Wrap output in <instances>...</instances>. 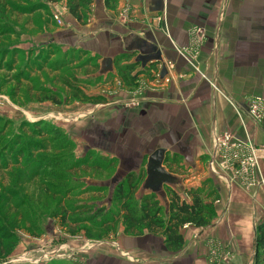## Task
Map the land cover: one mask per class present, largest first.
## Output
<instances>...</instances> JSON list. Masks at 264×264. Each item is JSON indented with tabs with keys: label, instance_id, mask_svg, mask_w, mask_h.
Listing matches in <instances>:
<instances>
[{
	"label": "crops",
	"instance_id": "obj_1",
	"mask_svg": "<svg viewBox=\"0 0 264 264\" xmlns=\"http://www.w3.org/2000/svg\"><path fill=\"white\" fill-rule=\"evenodd\" d=\"M66 13L54 38L95 58V75L113 78V95L91 105L102 110L84 127L107 135L119 177L143 170L141 192H158L165 208L170 187L184 192L210 180L219 197L212 226L182 229L181 255H167L149 236L123 238L120 248L134 260L97 253L92 264H205L197 252L210 246L230 254L229 264H253L254 228L264 219V119L247 109L256 100L264 109V0H117L113 9L93 0L83 25ZM133 63L136 71L153 68L127 86L118 68ZM222 133L254 147L257 168L248 177L232 180L218 168L214 138ZM173 156L180 171L170 174L165 159ZM155 254L163 259L152 261Z\"/></svg>",
	"mask_w": 264,
	"mask_h": 264
},
{
	"label": "rangeland",
	"instance_id": "obj_2",
	"mask_svg": "<svg viewBox=\"0 0 264 264\" xmlns=\"http://www.w3.org/2000/svg\"><path fill=\"white\" fill-rule=\"evenodd\" d=\"M69 1L0 0V264H92L97 253L126 262L135 258L121 250L122 240L147 238L124 234L121 224L96 233L80 220L84 214L71 213L79 206L113 208L111 193L122 177L116 172L117 160L106 152L107 135L95 138L93 127H84L102 109L80 103L73 89L97 94L106 104L113 95L107 90L113 78L95 75L88 54L53 36L64 23ZM105 112L109 116V110ZM51 129L63 133L72 148L54 139ZM165 163L168 173H179V163ZM142 174L137 201L149 190L141 192L146 179ZM183 251L184 246L178 253H165L176 256ZM198 252L205 264L232 260L211 246L204 255ZM154 256L145 257L163 259Z\"/></svg>",
	"mask_w": 264,
	"mask_h": 264
},
{
	"label": "trees",
	"instance_id": "obj_3",
	"mask_svg": "<svg viewBox=\"0 0 264 264\" xmlns=\"http://www.w3.org/2000/svg\"><path fill=\"white\" fill-rule=\"evenodd\" d=\"M59 0H45V3H55ZM93 0H70L68 3V14L79 24H84L89 13V7ZM117 0H104L107 9H113ZM121 60H130V57H119L116 63ZM92 69L97 71L96 59H91ZM139 64V63H138ZM137 63L122 65L118 68L119 79L127 86L135 84L142 74H148L153 66H145L140 71H136ZM75 89L78 100L82 104H104L106 101L100 96L86 95L82 89ZM35 132H38L34 130ZM43 131V130H42ZM52 137L64 143L66 149L72 148V143L65 135L55 129H51ZM87 157V156H86ZM85 160L88 161V158ZM169 164H178L179 158L173 156L165 159ZM94 164V165H93ZM92 166L99 167L98 163H91ZM111 165V163L109 164ZM171 165V166H173ZM143 174H127L121 179L112 190L111 204L113 208L107 206L92 205L91 207L79 206L73 208V215L84 214L80 220L87 221L94 226V232L102 233L108 229H114L117 225L123 226L124 234L132 237L149 236L154 239L161 238L162 245L167 252L178 253L184 246L182 229L185 226H192L203 230L211 226L214 218V203L218 200L217 191L212 187L211 181L206 180L201 187L189 188L184 191L185 197H181L176 191L166 188L167 207L162 209L156 193L141 196L136 200L138 187L143 180ZM79 219V218H78ZM78 219L73 221L78 223ZM65 220V219H63ZM254 248L255 256L253 264H264V219L260 220L254 228Z\"/></svg>",
	"mask_w": 264,
	"mask_h": 264
},
{
	"label": "built area",
	"instance_id": "obj_4",
	"mask_svg": "<svg viewBox=\"0 0 264 264\" xmlns=\"http://www.w3.org/2000/svg\"><path fill=\"white\" fill-rule=\"evenodd\" d=\"M187 59L193 63L194 57L188 56ZM247 111L256 121L264 119V109L258 100L250 103ZM214 145L219 157L218 168L228 174L232 180L248 177L251 171L257 168L254 147L248 142H240L230 133H222L215 136ZM212 173L216 174V170H212ZM252 185L248 183V186Z\"/></svg>",
	"mask_w": 264,
	"mask_h": 264
}]
</instances>
